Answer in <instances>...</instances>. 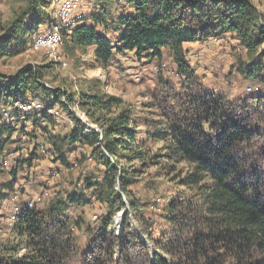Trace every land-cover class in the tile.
I'll return each instance as SVG.
<instances>
[{
    "label": "rangeland",
    "instance_id": "1",
    "mask_svg": "<svg viewBox=\"0 0 264 264\" xmlns=\"http://www.w3.org/2000/svg\"><path fill=\"white\" fill-rule=\"evenodd\" d=\"M67 1L74 5L67 18L70 26H61V40L53 46L37 45L39 35H53L52 31L64 18ZM247 1L252 4L260 24L264 25V0ZM102 3L107 4L102 0H0V78H13L25 66L31 65L41 70L45 85V88L35 85L13 105L11 99L0 97V124L8 122L17 128L12 136L4 134L0 137V142L3 141L0 147V198L5 195L0 200V251L4 246L17 243L25 246L27 237L16 233L10 223L16 221L11 217L17 208L21 210L28 206L41 210L48 221V229L59 236L61 230L55 227L49 214H53V207L67 202L68 195L74 192L83 193L88 203L73 205L67 202L63 214L70 220L68 233L82 251L97 242L104 217L111 214L109 202L100 190V186H107L104 182L109 170L98 161V151L92 142L76 141L70 145L58 142L57 146L54 141L65 140L73 129L101 132L107 118L126 109L136 126V138L145 155L143 161L125 158L119 164L109 156L119 171V177L123 168L128 171L123 180L128 193H123L118 177L114 190L122 195L125 208L113 216L108 232L115 241L128 243V248L134 252L130 257L142 252L140 245L146 244L150 254L160 253L172 259V254L158 246L166 235H170L171 228L178 226L169 223L167 205L177 201L180 223L187 220V229H193L201 220L198 216L204 210L206 199L200 189L188 187L180 181L193 169L192 165L164 157V143L147 138L156 128L167 126L162 106L167 102V106L174 107L171 94L181 97L194 87L224 94L230 100L249 95L264 97V80L249 81L246 70L251 64L264 63V44L257 54H252L232 31L206 40L184 42L181 56L185 69L177 60L178 51L170 48L161 49L160 55H139L136 51L118 52L115 49L109 68H99L94 60V48L84 51L85 48L73 45L71 33L64 36V31L82 23L95 24L113 44H118L120 32L111 24L112 19L106 24L96 19ZM107 6L114 18L134 11L123 0H111ZM17 24L38 26L33 35L26 36L24 45L10 40V30ZM2 85L0 82V87ZM248 86L253 88L251 92L247 90ZM83 92L111 94L120 98L122 104L111 110L97 111L95 118L101 117V122H97L80 105ZM69 97L73 100L70 101ZM28 101L41 103L42 109H32L26 112L30 115L20 119L15 109L22 110L21 105ZM42 111L47 113L43 115ZM153 154L156 157L150 159ZM263 154L255 151L250 154L257 169L253 174L258 173L262 187ZM178 190H183L179 198L177 194L181 191ZM198 224L199 229L204 228V224ZM130 237L132 242L127 241ZM26 251L21 248L19 254ZM114 251L118 264L122 248L116 244ZM139 262L140 258H137L135 264Z\"/></svg>",
    "mask_w": 264,
    "mask_h": 264
},
{
    "label": "trees",
    "instance_id": "2",
    "mask_svg": "<svg viewBox=\"0 0 264 264\" xmlns=\"http://www.w3.org/2000/svg\"><path fill=\"white\" fill-rule=\"evenodd\" d=\"M110 1L102 0L107 4ZM123 1L134 11L114 18L107 4L102 3L100 14L96 16L105 24L112 19L111 24L120 32L118 44H113L95 24L82 23L64 31V36L71 33L73 45L85 48L84 51L94 48V60L99 68L105 70L111 65L115 49L118 52L136 51L139 55H160L161 49L170 48L178 51L177 60L185 69L181 56L184 42L206 40L232 31L237 33L252 54H257L264 44V25L260 24L252 4L247 0ZM37 27L36 24H17L10 30V40L24 45L27 43L26 36L33 35ZM251 65L246 67L248 80L263 81L264 63L260 61ZM42 79L40 69L27 65L13 78H0L3 84L0 97L11 99L13 105L35 85L45 88ZM170 98L174 107L167 106V102L161 105L167 126L156 128L147 138L164 143V157L192 165L193 169L180 181L183 185L200 189L206 199L204 210L198 216L201 220L193 229H187V220L184 224L180 223L177 201L167 205L169 223L178 226H172L168 232L170 235L157 243L162 251L172 254V259L160 253L150 254L146 244L140 245L142 252L130 257L134 252L128 248V243L125 240L115 241L108 232L113 216L125 208L122 195L114 190L119 171L113 164H119L125 158L143 161L145 155L141 142L136 138V126L128 110L123 109L107 118L101 132L73 129L65 140L59 138L54 141L57 146L58 142L69 145L76 141L92 142L98 151V161L109 170L104 182L107 186H100V190L109 202L111 214L104 217L97 242L82 251L68 233L70 220L65 218L64 208L69 202L73 205L88 203L83 193L74 192L68 195V203L64 201L53 207V214H49L55 227L61 230L59 236L48 229V221L41 210L22 207L15 217L16 221L10 223L16 233L27 237L25 246L17 243L2 247L0 264H116V244L122 248L118 264H135L137 258H140V264H264V187L257 177L258 173L253 174L257 169L250 159L253 151L261 155L264 153V97L249 95L230 100L224 94L194 87L188 94L181 97L171 94ZM69 100L73 99L69 97ZM121 104L122 100L111 94L83 92L80 95V105L97 122H101V117L95 118L97 111L111 110ZM64 107L67 106L64 104ZM15 110L20 119L31 114L18 108ZM41 113L45 115L47 111ZM15 128L8 122H2L0 137L4 134L12 136ZM58 148L61 149L60 146ZM126 172L123 168L119 177L124 194L128 193L123 181L127 178ZM206 179L208 181L202 184ZM178 191H181L177 194L179 198L183 190ZM3 197L5 195L2 194L0 200ZM198 223L204 224V228L199 229ZM162 234L165 235V232L162 231ZM132 239L130 237L127 241L132 242ZM134 241L140 243L139 240ZM21 248L27 251L19 254Z\"/></svg>",
    "mask_w": 264,
    "mask_h": 264
},
{
    "label": "built area",
    "instance_id": "3",
    "mask_svg": "<svg viewBox=\"0 0 264 264\" xmlns=\"http://www.w3.org/2000/svg\"><path fill=\"white\" fill-rule=\"evenodd\" d=\"M74 4H72L70 1H67L64 7V12H63V20L60 21V23L55 27L54 31H52L53 35L52 36H47L46 34H42L39 35L36 38V44L37 45H45V46H53L54 44L58 43L61 40V26L66 24L67 26H70L69 24V20H67V18L69 17L71 11H72V6ZM247 90L249 92H251L253 90V88L251 86L247 87ZM21 108L24 112H30L32 109L35 110H41L42 109V105L41 103H37V102H26L24 104L21 105ZM20 211L19 208L16 209V214ZM12 215V219H15V215ZM12 220V221H13Z\"/></svg>",
    "mask_w": 264,
    "mask_h": 264
}]
</instances>
